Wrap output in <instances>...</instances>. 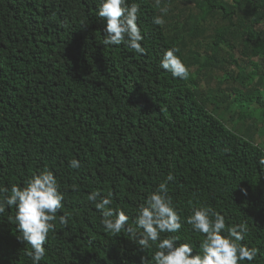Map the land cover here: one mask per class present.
<instances>
[{"label":"trees","instance_id":"16d2710c","mask_svg":"<svg viewBox=\"0 0 264 264\" xmlns=\"http://www.w3.org/2000/svg\"><path fill=\"white\" fill-rule=\"evenodd\" d=\"M263 88L264 0H0V264H264Z\"/></svg>","mask_w":264,"mask_h":264},{"label":"rangeland","instance_id":"374dc122","mask_svg":"<svg viewBox=\"0 0 264 264\" xmlns=\"http://www.w3.org/2000/svg\"><path fill=\"white\" fill-rule=\"evenodd\" d=\"M179 6H180L181 9L184 8V5H183L182 2H179L178 5H176L174 3L169 4L170 9H173V10L177 9V7H179ZM233 70L237 72L236 67H234ZM206 85H207V83L204 84L205 87H206ZM213 86L216 87V83H214ZM263 92H264V88H263ZM254 108H256V106H254ZM237 111H238V108L236 107V105L232 106L231 111L227 112L226 115H224L225 118L227 119V122L232 117V115H234L235 113H237ZM258 117L260 118V115ZM239 120L240 119L238 118L237 121H235L234 124H230V127L231 128H234V129H235L236 126L240 127L241 125H240ZM256 139H257V141L259 143L264 144V135H261L260 136V134H259V135H257Z\"/></svg>","mask_w":264,"mask_h":264}]
</instances>
